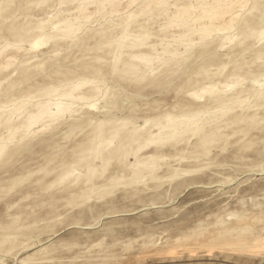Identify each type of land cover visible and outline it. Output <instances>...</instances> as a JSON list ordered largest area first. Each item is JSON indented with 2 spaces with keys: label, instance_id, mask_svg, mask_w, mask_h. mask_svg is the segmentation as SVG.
I'll return each instance as SVG.
<instances>
[{
  "label": "rangeland",
  "instance_id": "obj_1",
  "mask_svg": "<svg viewBox=\"0 0 264 264\" xmlns=\"http://www.w3.org/2000/svg\"><path fill=\"white\" fill-rule=\"evenodd\" d=\"M102 1L0 0V264H264V0L181 44L197 0Z\"/></svg>",
  "mask_w": 264,
  "mask_h": 264
},
{
  "label": "bare ground",
  "instance_id": "obj_2",
  "mask_svg": "<svg viewBox=\"0 0 264 264\" xmlns=\"http://www.w3.org/2000/svg\"><path fill=\"white\" fill-rule=\"evenodd\" d=\"M197 1H198V4L196 7H191V8H186V7L179 8L178 7L174 16L171 18L169 24L167 25V27H165V30L166 29L168 30L169 28H171L177 24L176 27L183 28V31L179 36V40H177V42H179L180 44L184 43V42L192 41L194 36H196V37L198 36L197 38H199V40H205L207 37L211 36L215 32L224 31L226 29V27H228L233 22V19L230 18L231 20L229 22L222 25V23L225 22L224 21L225 17H227V15L230 14L235 9L236 6H238V8H240V9H243L244 7L247 6V5L245 6V4L243 3V0H231V1L229 0L230 3H227V0H223L224 1L223 6L221 5V1H218V0H212L214 2V5H216V6L211 4L209 2V0H197ZM156 5L161 7V6L165 5V3L162 0H158V3H156ZM100 6L102 8L101 9L102 11H105L107 6H109L114 11V9L116 7V3L114 0H103L100 3ZM148 7L149 6H145L144 9H147ZM162 8H164V7H162ZM78 9L80 11H83L82 6L78 7ZM196 11H198L197 12L198 14L195 13L197 15H195V17L192 18V13L194 14V12H196ZM101 14H103V13H101ZM82 19L88 20L89 18L84 17ZM196 24H198V27L195 28L194 25H196ZM216 24H219V26H216ZM73 30H75L74 24L65 23V30L63 31L65 34H69V33L73 32ZM145 41H146V38L143 36V38L141 40L136 41L135 43L132 42V43H134V44H132V47L144 45ZM179 43H177V44H179ZM124 46L125 45H121L120 47H124ZM139 61L144 63V64L151 63L150 62L151 60L147 56L140 58ZM78 88H79V86H76V89H78ZM211 91H212V89H205L204 93H210ZM70 93L62 95L65 98V101L67 103H65V102L64 103H58L57 102L56 105L54 104L55 105L54 109H52V107L50 109V107L48 105L40 106L37 114H35L34 116L29 118V121H28V124L26 125V127L29 129V128L33 127L34 125H37L39 123L44 122L45 120L53 121L54 118L69 112L71 109V103L70 102H72V100L74 99L73 95ZM193 96H194V94H193ZM61 102H63V101L61 100ZM221 115L224 116V115H226V113L222 112ZM183 118L180 117V118H176V119H174V118L173 119L172 118L167 119V126H163L159 129V133L156 135L157 138H159L161 136V134L164 132V130H168V133H169L168 140H170V139L175 138L177 135H179L181 130L186 131L192 126H194V128L198 127L199 120H195L196 116L187 117L184 119ZM13 136L9 140H13V138H14ZM111 143H112V141L110 142V144ZM5 149H6L5 145L0 147V156L5 151ZM92 173H93V170H90L89 174H92Z\"/></svg>",
  "mask_w": 264,
  "mask_h": 264
}]
</instances>
